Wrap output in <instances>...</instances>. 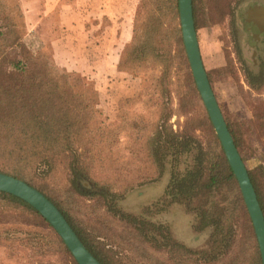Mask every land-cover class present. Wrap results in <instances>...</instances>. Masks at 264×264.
<instances>
[{"label":"rangeland","instance_id":"obj_1","mask_svg":"<svg viewBox=\"0 0 264 264\" xmlns=\"http://www.w3.org/2000/svg\"><path fill=\"white\" fill-rule=\"evenodd\" d=\"M163 1L169 4L168 0ZM22 2L0 0V31L5 32L0 49V57H3L0 92L4 90L3 87L8 88L17 83L18 76L12 67L13 63L21 62L20 66L29 70L49 66L50 70L53 68L52 75L51 72L46 75L55 78L60 84V91L68 104L66 106L75 105V100H80L82 103H92L93 107L101 109L107 116L106 132L97 139L96 146H87L90 151L86 152L85 160L89 165L90 177L84 183L83 190L88 195L67 192L69 184L65 169L56 172L50 184L46 183L48 166H43L32 182L45 186L51 192L52 188L56 189L55 197L71 222L81 234L86 235L93 248L107 256L113 264L145 263L136 257L135 249L129 243L130 235L137 236L128 234L130 225L143 227L152 241L150 250L154 259L149 264H165L162 256H165L172 243H179L199 253V256L214 252L212 235L215 233L212 228H201L198 211L181 197L169 195L171 166L151 164L141 143L136 140L140 130H145L143 137L148 139L160 114L172 112V117L165 124L163 136L171 140L170 130L183 137L186 134L192 149L189 158H181L178 165L180 174L197 163L195 158L201 149L209 152L210 145H213V132L206 120L208 113L204 107L203 120V102L198 89L196 87L198 96L188 90L191 87L188 76L191 73L193 77V74L183 43L179 0L177 11H173L170 5L157 11L156 4H145L146 0H141L133 15L121 16L125 26L127 24L124 31L129 32L131 38L120 49L116 75L110 76L109 80L68 70L59 61L67 60L80 68L89 66L93 61L87 62L86 55L96 52L98 39L108 34L115 37L116 16L98 14L86 16L85 19L82 15L81 23H86V26L80 32L75 29L66 32L56 25L57 16H45L53 23L43 20L36 25L41 15L27 16ZM256 7L264 9V0H193L199 47L212 89L227 124L231 125L238 137L242 159L248 170L260 175L264 193V133L256 129V113L264 110V45L260 44V40L264 39V31L255 36L249 31L247 22V13ZM151 13L160 18L162 48L167 65L152 57L131 64L127 54L124 56L127 63L120 67L121 55L132 42L136 15L138 25L144 30ZM67 19L74 20L72 16H67ZM29 24L34 27H29ZM261 27H264L263 24ZM7 28L10 33H6ZM178 33L183 47L176 39ZM58 35L61 41L57 53L53 54L51 42ZM76 38L86 41L81 50L71 44V40ZM10 71L14 74L10 75ZM65 73L69 77H65ZM99 84L112 90L113 94L106 95L109 99L97 91ZM68 85L71 87L68 88ZM126 87L140 91L142 87H168L173 93L164 99L159 94L152 97L147 95L141 100L136 99L137 95L130 96L128 98L131 99L121 105L120 101L125 97H116ZM176 91H180L190 101L188 119L180 112ZM72 92H77V95ZM168 97L169 102L172 98L171 105L168 104ZM48 98L43 94L36 99L42 100V106L40 101L30 102L31 108L33 105L37 108L47 106V114L52 108ZM146 100L150 102L145 103ZM149 119H153L150 123L154 125L139 126ZM0 170L10 171V165L0 164ZM100 190L105 193L103 200L95 196ZM232 224L229 234H252L253 224L243 209H237ZM51 234L57 233L48 229L43 222L13 211L0 213V264H65L64 257L56 251ZM46 249L49 252L44 255Z\"/></svg>","mask_w":264,"mask_h":264},{"label":"trees","instance_id":"obj_2","mask_svg":"<svg viewBox=\"0 0 264 264\" xmlns=\"http://www.w3.org/2000/svg\"><path fill=\"white\" fill-rule=\"evenodd\" d=\"M168 3L165 4L163 0H146L145 2V4L150 5L156 4L157 11L165 7L168 8L169 5L173 11L178 10V0H168ZM160 24V18L151 13L143 30L137 23L136 15L132 42L125 47L121 55L120 67L127 63L124 59L127 54L131 64L152 57L167 65L166 54L162 48L163 37L160 32ZM7 29L6 33H10V29ZM4 34L5 32L0 31V49L4 42ZM176 39L183 47L180 33L177 34ZM182 52L185 54L184 48ZM2 60L3 57H0V66L3 64ZM20 63H13L12 66L17 71V83L8 88L3 87L4 90L0 92V106L2 107L0 108V164L10 165V171L0 170V172L21 179L42 192L62 212L80 240L101 264H113L107 256L97 252L86 235L81 234L71 222L64 207L59 204L55 197L56 189L52 188L51 192L45 186L32 182L37 171L43 166H48L46 183L50 184L54 181L56 172L65 169L69 184L67 192L72 191L79 195H88L83 190L84 183L89 181L90 177L89 165L85 160L86 152L90 151L87 146L89 144L96 146L97 139L106 132L107 116L101 109L93 107L92 103H82L80 100H75V105L66 106L68 104L60 91V84L55 78L46 75L49 72L52 75L53 68L50 70L47 66L45 69L29 70L21 67ZM123 71L126 72L129 69ZM9 73L10 75L14 74L13 71ZM64 75L69 77L66 73ZM188 82L191 86L188 87V90L198 96L191 73L188 76ZM67 87L69 88L71 85ZM133 89L138 90L137 93L135 91L133 95L125 97L124 100L120 101V104L128 102L131 99L128 98L130 96L137 95L136 99L141 100L144 96L152 97L159 94L164 99L168 94L173 93L168 87H155L153 89L142 87L141 91L137 88ZM70 90L73 91L72 88ZM43 94L49 97L48 100L52 105L51 111L47 114L45 113L47 106L37 108L33 105L32 109L30 105V102L40 101L42 106V100L36 99L42 97ZM72 94L77 95V92H72ZM175 94L178 96L181 114L188 119L190 101L180 91H176ZM169 99L170 97H168V104L171 105L172 98L171 102ZM46 102L48 103V101ZM146 102L149 103L150 101L146 100ZM166 104L164 103V105ZM121 105H119L120 109ZM201 109L204 120L205 108L203 104H201ZM172 115V112L167 114L162 112L151 136L145 140L143 137L145 130H140V136L136 140L141 143V147L151 164H156L159 167H165L168 164L171 166L172 176L169 195L174 198L181 197L198 211L201 228L210 227L215 233L212 235L215 249H213L214 252L199 256V253L179 243H172L168 251L164 253L165 256H162V260L165 261V264H262L258 241L252 227V234H229L232 232V220L237 209H243L249 221L251 219L238 181L229 165L221 142L215 134L209 116L206 115V120L213 132V145H210L209 152L201 149L195 158L197 163L180 174L178 165L181 158L184 156L189 158L192 149L189 145V136L186 134L183 137L170 130L171 140L163 136L167 119H170ZM147 121L146 123L141 122L142 124L139 126L154 125V123H150L153 119ZM256 122L257 131L264 133V110L256 113ZM228 127L239 152H241L235 131L229 123ZM248 172L264 212V193L260 183V175L251 170ZM31 175L33 177L29 178ZM37 181L39 182L38 179ZM95 196L102 200L105 199V193L102 190L96 192ZM68 199L70 198L68 197ZM8 211L43 222L48 229L54 232L49 223L30 204L17 196L0 191V213ZM130 226L131 231L128 234H137V236L130 235L129 243L134 247L136 257L145 262L144 264H149L151 259H154V254L150 250L152 241L144 232L143 227L139 225ZM51 235L54 237L53 244L56 245V251H59L64 257V263L78 264L63 240L57 234ZM48 252L49 249H46L44 255Z\"/></svg>","mask_w":264,"mask_h":264},{"label":"water","instance_id":"obj_3","mask_svg":"<svg viewBox=\"0 0 264 264\" xmlns=\"http://www.w3.org/2000/svg\"><path fill=\"white\" fill-rule=\"evenodd\" d=\"M179 15L183 43L196 87L238 181L264 264V212L204 67L195 26L193 0H179ZM263 16L264 9L260 7L253 8L247 13L249 22L260 26L262 24L264 26ZM0 191L17 196L35 208L63 240L78 264H101L80 240L62 212L38 189L21 179L0 172Z\"/></svg>","mask_w":264,"mask_h":264},{"label":"crops","instance_id":"obj_4","mask_svg":"<svg viewBox=\"0 0 264 264\" xmlns=\"http://www.w3.org/2000/svg\"><path fill=\"white\" fill-rule=\"evenodd\" d=\"M140 1L141 0H23L22 4L27 16L33 14L41 15L38 16L39 21L36 25H39L38 23L43 20H47L46 17L48 16H57L56 25L61 27L62 30L65 29L66 32L69 29H75L77 32H80L83 26H86V23H81L82 15L85 16V19L86 16L98 14L116 16V20L114 21V26L116 27L115 37L108 34V36L98 39V43H96V52L86 55L87 62L93 61L89 66L80 68V66H76L67 60L59 61L60 65L68 70L79 71L94 78L106 80L110 76L116 75L117 63L120 59V49L126 45L131 38V34L127 31L125 33L124 31L127 28V24L125 26L124 19L122 20L121 16L133 15ZM67 16H72L74 20L67 19ZM47 22L53 23L51 20H47ZM29 27L32 28L34 26H30L29 24ZM60 41L58 35L54 37V40L51 42L53 54L57 53V46ZM85 42L83 38L71 40V44L76 45L80 50ZM97 91L102 97H106L107 99H109L108 96H106L108 93L113 94L111 89H108L107 86L103 87L101 84L97 87ZM137 91L138 90L133 88L130 89L126 87L116 98L121 99L133 95L134 92L137 93Z\"/></svg>","mask_w":264,"mask_h":264},{"label":"flooded vegetation","instance_id":"obj_5","mask_svg":"<svg viewBox=\"0 0 264 264\" xmlns=\"http://www.w3.org/2000/svg\"><path fill=\"white\" fill-rule=\"evenodd\" d=\"M247 22H248V26H249V31L253 32L255 36H257V33L264 31V27L262 28L257 23L249 22V20H247ZM260 44L264 45V39H262V41L260 40Z\"/></svg>","mask_w":264,"mask_h":264}]
</instances>
